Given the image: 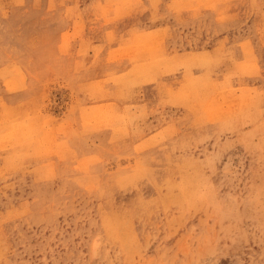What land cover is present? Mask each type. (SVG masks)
<instances>
[{"label": "rangeland", "instance_id": "1", "mask_svg": "<svg viewBox=\"0 0 264 264\" xmlns=\"http://www.w3.org/2000/svg\"><path fill=\"white\" fill-rule=\"evenodd\" d=\"M0 264H264V0H0Z\"/></svg>", "mask_w": 264, "mask_h": 264}, {"label": "bare ground", "instance_id": "2", "mask_svg": "<svg viewBox=\"0 0 264 264\" xmlns=\"http://www.w3.org/2000/svg\"><path fill=\"white\" fill-rule=\"evenodd\" d=\"M132 6V5H131ZM131 8V7H130ZM209 60V59H208ZM210 61H212V60H210ZM142 80V79H141Z\"/></svg>", "mask_w": 264, "mask_h": 264}]
</instances>
